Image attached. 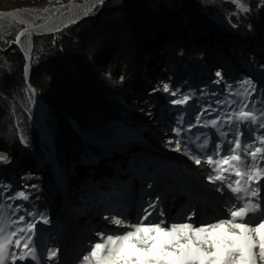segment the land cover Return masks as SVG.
Segmentation results:
<instances>
[{
  "label": "trees",
  "instance_id": "16d2710c",
  "mask_svg": "<svg viewBox=\"0 0 264 264\" xmlns=\"http://www.w3.org/2000/svg\"><path fill=\"white\" fill-rule=\"evenodd\" d=\"M8 1L0 10L56 8L67 2ZM242 3L251 10L240 11L232 0H105L80 22L56 34L34 36L29 82L49 105L48 125L72 194H82L81 186L99 177L103 169V160L87 165L83 157L92 153L102 158L104 153L84 140L70 119L91 137L113 132L117 122L134 126L144 121L130 120L136 112L135 94L146 85L145 64L169 86L167 92L164 85L146 92L143 102L154 112L189 96L196 113L203 89L219 81L217 70L234 82L245 73L241 67L252 66L263 75H251L252 83L264 92V51L255 44L257 40L264 45V7L257 6L260 0ZM20 27L10 35L0 33V153L8 158L6 163L0 161V203L19 206V201L8 199L17 187L5 173L13 171L30 196L32 189L41 194L50 215L58 197L48 192L55 188L54 174L23 103L28 90L25 58L14 43ZM237 32L257 35L248 33L239 44L234 40ZM26 201L37 214L33 220L42 215Z\"/></svg>",
  "mask_w": 264,
  "mask_h": 264
},
{
  "label": "snow or ice",
  "instance_id": "6c2138e0",
  "mask_svg": "<svg viewBox=\"0 0 264 264\" xmlns=\"http://www.w3.org/2000/svg\"><path fill=\"white\" fill-rule=\"evenodd\" d=\"M232 2L242 12L251 10L242 0ZM257 6L264 7V0H260ZM19 40L17 36L16 42L19 43ZM216 76L220 77L221 73L217 72ZM243 84L255 91L250 80ZM163 88L166 92L169 90L167 84ZM248 95L250 93L246 92L245 99ZM189 98L184 96L172 103L183 104ZM224 122L235 129L233 139L226 141L227 148L214 144L213 153L205 155V163L212 168L208 179L213 184L220 182L221 188L226 185L227 191L231 193L223 198L227 204L224 215L228 218L217 217L214 223L200 221L199 226L189 222L168 225L163 219L152 221V212L148 209H144L143 216L131 224L125 223L126 218L111 217V223L118 229L127 230L122 234L97 233L99 241L89 245L80 264H264V208L260 199L264 188V183H261L264 180V163H261L264 162V134L253 138L250 127L255 125L264 129V108L257 112L255 106L241 102L238 110H234ZM241 125L248 128L246 134L252 142L242 141L241 137L245 133L240 131ZM205 126L218 128V120H209ZM174 131L179 135L181 129ZM220 136L226 137L227 133L221 131ZM257 142L259 147L256 146ZM208 143V139L204 138L198 148L206 149ZM176 150H181L179 140L176 141ZM221 151L225 152L223 156H220ZM192 159L197 165L202 163L197 155H193ZM7 160V156L0 153V161L6 163ZM15 198L27 200L28 196L21 191L16 197H8ZM149 208L155 209L156 205L149 203ZM19 210V206L0 203V264H16L17 261L25 260L48 264L57 256V250L49 249L46 258L42 250L38 253L37 241L33 239L35 224L29 222L21 227L20 222L25 221L23 215L13 219ZM43 222L47 224L48 220L43 218ZM13 248L21 250L17 253L12 251Z\"/></svg>",
  "mask_w": 264,
  "mask_h": 264
},
{
  "label": "rangeland",
  "instance_id": "374dc122",
  "mask_svg": "<svg viewBox=\"0 0 264 264\" xmlns=\"http://www.w3.org/2000/svg\"><path fill=\"white\" fill-rule=\"evenodd\" d=\"M60 2H69L70 0H58ZM8 0H0V7L3 5L8 4ZM66 3V2H65ZM64 4V3H62ZM55 7L52 6L49 8L50 11H47L45 13L44 11L36 10L35 8H20V10H30L32 11V14L36 16V19L41 18L42 15H46L47 13L54 10ZM53 12V11H52ZM19 24H17L15 21H12L8 18H2L0 17V33L5 35H10L12 30L16 28ZM21 28V27H20ZM232 29V28H230ZM250 32H237L236 35H234V40L238 41L239 44L244 43L243 41H246V34ZM253 36L256 37V33H250ZM15 41V40H14ZM257 40H255V44L257 45V48L264 51V45L257 43ZM34 48V46H33ZM155 51L158 52L159 48L156 47ZM157 55V54H155ZM144 72L147 74V79L145 81L146 85L145 87L138 93L135 94V97H137L136 101L133 103L132 108L136 111L130 121L134 122L137 119H143L144 121L140 122L139 124H136L134 126L130 124H124L123 122H117L116 129L108 134L105 135H99V136H88L82 133L79 126L78 129L75 128V130L80 133L84 140L90 141L94 145H96L99 149L102 150L104 153L103 157L101 158L100 155H95L90 153L88 157H83V161L87 163V165H97L98 163L102 162L103 160L104 164L102 166L103 169L100 170L98 174L99 177H96L94 180H91L88 184H83L81 188H83L85 191L87 189H93L94 191L101 187L102 185L111 184L112 182H123V181H129L134 177V174L136 170H142L145 171L146 167H152L154 166V160H151L149 157L154 156L156 160H165V161H173L174 163H178V165H183L181 167H184V163H182V159L176 160L179 157V153L176 150V144L173 145V140L177 138H172L169 141V137L164 136V132L162 133H156L154 130L150 129L151 127H154L156 124L155 121H158L159 119H169L172 123L173 130L174 129H181L183 130L185 127V122L190 121V125L193 124L194 121H197V118L199 117L201 121L199 123H206L208 120H211V116L217 114L219 112V109L222 110V112L225 113V111H228L229 109H235L238 110L239 104L241 102L251 104L256 107H263L264 108V92L260 91L259 88H257L253 83L252 85L255 86V91H252V89L248 86L243 84L246 80H251V75L256 76L257 78H262V72H260L257 69H254L251 67H241L245 73L241 77H239L238 80L234 82H229L227 79H224L223 73H221L220 70H217V72L221 73V76L217 79L219 81H213L209 87L206 89H203L204 93L203 95L197 100L198 106H197V112L193 113L192 117L190 116V108L193 107L194 104H190L192 101L191 99H188L186 103H183L185 107L188 109L185 111V109L178 110L176 112H170L169 109L171 107H167L162 112H154V110L148 105L144 104L143 99L146 97V92L149 91L152 88H157L159 86H163L164 83L162 80L159 79V72L155 70L154 72L150 73L149 69L146 68L148 64H145ZM148 73H150L148 75ZM215 73V74H216ZM220 83V84H219ZM219 84V85H218ZM28 86V85H27ZM248 92L250 95L247 96V99H245V93ZM44 101V100H43ZM235 102V103H232ZM24 105L28 108V113H30L31 117H33V109L38 106L46 108V112L49 114V105L44 101V104L39 103L37 101L35 95L31 92V90L28 87V90L25 91V96L23 98ZM175 108V106H172ZM260 109H257V112H259ZM174 118H178L177 116H181L182 119H178L177 121L173 120ZM190 116V117H189ZM221 116V115H220ZM29 119L30 116H29ZM144 125L146 127L145 129L140 131L141 127ZM137 130L138 133L143 135L147 141L150 144L142 145L140 140L135 141L134 145H129L126 149H118L116 144L119 142H124L123 144L127 143L130 138L133 139L137 137ZM148 132L153 133V137L149 138L145 136L144 134H147ZM176 132V131H174ZM122 134H128L123 138V140H120L122 138ZM155 134V135H154ZM186 134V133H184ZM39 135V134H38ZM40 137V136H39ZM135 140V139H134ZM55 142V141H54ZM55 144V143H54ZM44 148V145H42ZM136 148H139L140 150H136ZM57 149V147H56ZM135 150V151H134ZM56 157H57V150H56ZM45 158V156H44ZM162 159V160H161ZM57 162L58 159L56 158ZM178 161V162H175ZM146 165V166H145ZM60 166V165H59ZM62 169H64L65 176L67 175V170L60 166ZM37 168V167H36ZM145 168V169H144ZM56 169V167H55ZM105 169V170H104ZM160 170V169H159ZM53 171V170H52ZM154 171V168L151 170ZM162 172V170H160ZM5 172V171H4ZM7 176L10 177V181L13 183L14 186L17 187V191L12 194V197H16V194L19 192H24L28 196V200L30 201V204L34 206L35 210L38 214H42L43 216L48 215L49 210H45L44 206H46V201L43 199L41 194L38 192L30 190L32 196L27 193V189H24L21 185L22 182L20 181L19 177L15 176L13 171H6L5 173ZM54 179H55V188L51 189L49 187L48 192L52 193V195L58 197V202L56 206V210L54 215L52 216V219L61 226H56L55 228L60 231L62 234L63 231H65V220H66V204L69 205L70 211H72V214L76 213V211H80V209L75 205L79 204L81 205V209L84 210L86 207V203L89 200L88 198H80L77 197L74 193L69 190L68 188V181L66 178H62V184L60 183L61 178H58V172H54ZM97 174V175H98ZM60 177V176H59ZM111 177H114L111 179ZM50 193H46L45 196H48ZM83 196V195H82ZM68 198L67 200L65 198ZM14 202L19 201L18 205L20 209H23L22 212L18 211L13 216V219H18L19 216L23 215L25 216V221L20 222V226L23 227L25 223H33L34 216L29 215V213H33L30 211V208L27 207L26 200L21 198H15L13 199ZM78 209V210H77ZM79 213V212H77ZM32 217V218H31ZM67 226V225H66Z\"/></svg>",
  "mask_w": 264,
  "mask_h": 264
},
{
  "label": "bare ground",
  "instance_id": "6f19581e",
  "mask_svg": "<svg viewBox=\"0 0 264 264\" xmlns=\"http://www.w3.org/2000/svg\"><path fill=\"white\" fill-rule=\"evenodd\" d=\"M70 2L71 3L69 5H67L68 3L65 4L66 7L64 9L58 10L56 12L51 11V12L47 13L46 15H42L41 18H39V19H36V16L33 15L32 11H30V10L11 9V10H3V12L8 11V13H6L7 15L5 18L11 19L12 21L23 22L24 25H23V27H21V32H20V34L23 33V35L20 36L19 45L21 46V48L24 51L28 52L29 49L31 48V42H32L31 40H32V36L34 34L41 33V32L47 33L50 31H54L57 28H59L60 26H62L63 24L82 16L84 14V12L90 7V3L79 4V3H77L78 2L77 0H70ZM65 9H68V10L61 14V12L64 11ZM29 75H31V71H30ZM36 99H37V101H39V103L44 104V101L42 98L36 97ZM37 108L39 110L37 111L38 116L35 118V124L39 130V131H37V130L36 131L39 133V135L43 139L44 148H42V152H43V155L45 157H47L48 160H51L53 165L56 167V171L58 172V178H61L60 183L62 184V178H63V180H64V178L67 179V176L64 177L66 173H64V169H62L60 167L61 165L56 160V158H57L55 156V152L57 150L56 144H54L55 142H54V138L52 136L51 130L48 129L50 127L46 126L44 121H43V118L45 115V112L43 110L44 107L38 106ZM138 132L139 131L137 130V137H135L133 139L130 138V140L125 144H123L124 142H119L118 144H116L117 145L116 147L118 149H120L123 145L124 147L121 148V149H123L125 147H128L129 145L130 146L134 145V142L138 141V140H140L139 143L141 142L142 145L150 144L147 141V139L143 135L139 134ZM211 132L212 131H210L209 133H211ZM188 134L189 135L191 134L192 136L194 135V133H192V130L189 131ZM127 135L128 134H124V135L122 134V138L120 140H123V138H125ZM128 137H129V135H128ZM205 137L208 140H210V137L208 134ZM44 150H45V152H44ZM178 153H179V151H178ZM211 154L212 153H210V155ZM160 162H161V164H165L166 168L171 173H173L174 176L172 178H170L167 176V173H170V172H163V171L159 172L160 166L158 163H156V164H154V167L158 168V170L154 171V173L156 174V181H155L156 183H154V185L156 184V187H158L159 186L158 184L162 183L163 180H164L165 184L170 186V187H173L172 185L174 184L175 181H178L181 183V179H183L182 177L184 175L182 172L181 165H174L172 162H167V161L165 163L163 161H160ZM188 164H190V169L192 170L193 169V163L189 162ZM150 167H147V168L149 170H152L153 168L152 167L150 168ZM165 177L169 178V182L166 181ZM185 187L187 188L188 184L185 185ZM173 189H174V187H173ZM177 190L178 189H175L174 192H176ZM179 190H182V189H179ZM198 190H200L202 192H205V190H207L206 192H208V189H204V188H198ZM65 199L67 200L68 198L66 197ZM75 205L80 209V211H76V213L72 214V211H70L69 205L66 204L67 215H66L64 228H65L67 234H69V236L74 235L73 233H75V232H79L78 226H84L87 224L86 212L89 211V208H87V209L83 210V212H81L82 210H81L80 203L75 204ZM194 205H195V203L192 204L191 208H193ZM196 205L198 207V204H196ZM77 212H79V213H77ZM195 214H197V212Z\"/></svg>",
  "mask_w": 264,
  "mask_h": 264
},
{
  "label": "water",
  "instance_id": "95a60500",
  "mask_svg": "<svg viewBox=\"0 0 264 264\" xmlns=\"http://www.w3.org/2000/svg\"><path fill=\"white\" fill-rule=\"evenodd\" d=\"M105 0H103V2H104ZM66 3H68L67 5H69L71 2L69 1V2H66ZM66 3H64V4H61V5H59L58 7H56L54 10H52V11H54V12H56V11H58V10H61V9H64L65 7H66ZM77 3H79V4H83V3H90V7L84 12V14L82 15V16H80V17H78V18H76V19H74V20H71V21H69V22H67V23H65V24H63L62 26H60L59 28H57L56 30H54V31H50V32H41V33H36V34H34L33 36H32V42H31V48L29 49V51L28 52H26V51H24L22 48H21V46H20V48L22 49L21 51L23 52V56H24V58H25V66H24V77H25V80H26V83H27V85H28V87H29V89L31 90V92L36 96V97H39V98H41L40 97V95H39V93L31 86V84H30V82H29V79H30V71H31V63H32V56H33V37L34 36H36V35H45V34H56V33H58V32H60L61 30H63L64 28H66V27H68V26H70V25H72V24H75V23H78V22H80L81 20H83L84 18H86L91 12H93L94 11V9L97 7V6H99V5H101V3H100V0H83L82 2L81 1H78ZM69 9V8H68ZM68 9H65L64 11H62L61 12V14L62 13H64L65 11H67ZM36 10H39V11H44L45 10V13L47 12V11H50L49 10V8H47V9H36ZM6 13H8V11H4L3 12V10H0V17H2V18H5L6 17ZM17 24H19L21 27H23V22H19V21H15ZM17 36H21V34L18 32V34L16 35V38H17ZM71 120V123H72V125H73V127L74 128H76V129H78V124L76 123V121L74 120V119H70Z\"/></svg>",
  "mask_w": 264,
  "mask_h": 264
},
{
  "label": "built area",
  "instance_id": "2783aa9c",
  "mask_svg": "<svg viewBox=\"0 0 264 264\" xmlns=\"http://www.w3.org/2000/svg\"><path fill=\"white\" fill-rule=\"evenodd\" d=\"M53 215H54V214L52 213L50 217H52ZM50 217H48V218H50ZM48 218H47V220H48ZM39 221L43 222V220H42L41 218H39ZM36 222H37V220L35 221V223H36ZM42 225H43V223H42ZM42 225H41V226H42ZM41 226H40V227H41ZM36 231H37V229L35 228V232H36Z\"/></svg>",
  "mask_w": 264,
  "mask_h": 264
}]
</instances>
